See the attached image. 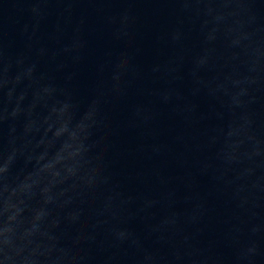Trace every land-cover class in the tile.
Masks as SVG:
<instances>
[{
  "label": "water",
  "instance_id": "1",
  "mask_svg": "<svg viewBox=\"0 0 264 264\" xmlns=\"http://www.w3.org/2000/svg\"><path fill=\"white\" fill-rule=\"evenodd\" d=\"M3 264H264V0H0Z\"/></svg>",
  "mask_w": 264,
  "mask_h": 264
},
{
  "label": "clouds",
  "instance_id": "2",
  "mask_svg": "<svg viewBox=\"0 0 264 264\" xmlns=\"http://www.w3.org/2000/svg\"><path fill=\"white\" fill-rule=\"evenodd\" d=\"M0 264H3V262H2V261H0Z\"/></svg>",
  "mask_w": 264,
  "mask_h": 264
}]
</instances>
